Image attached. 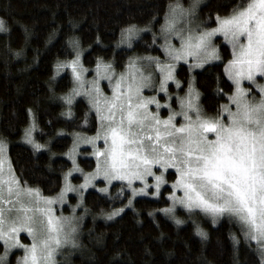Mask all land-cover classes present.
Here are the masks:
<instances>
[{
    "label": "snow or ice",
    "instance_id": "6c2138e0",
    "mask_svg": "<svg viewBox=\"0 0 264 264\" xmlns=\"http://www.w3.org/2000/svg\"><path fill=\"white\" fill-rule=\"evenodd\" d=\"M200 3L201 0H193L185 7L180 0H170L156 31L153 29L157 15L143 27L135 22L122 27L119 45L130 49L142 32H152L148 47L154 48L159 40L158 49L163 55L130 56L119 73L113 60L105 61L100 56L91 68L85 67L80 40L68 38L65 52L71 58L58 59L54 65V76L65 71L71 76L72 87L61 97L69 106L66 115H72L73 100L83 96L96 113L97 130L93 136L77 134L72 148L64 153L72 161V168L63 173L59 192L54 196H46L39 186L33 187L20 179L8 156L9 144L0 137V242L4 246L0 264H4L12 248L23 249L17 264H56L55 255L63 246H76L75 234L83 213L79 217L57 215L54 205L64 203L67 193L87 188L95 177L102 176L105 181V186L98 189L101 193H108L107 185L119 180L126 182L135 196L145 193L146 178L151 176L157 189L151 195L156 196L165 183L163 173L167 169L175 170V180L168 193L171 204L159 209L160 212L177 225L184 223L175 216L177 205L189 214L199 210L210 216L213 224L226 215L240 225L249 247L251 242L256 243V254L260 264H264V84L257 83V75L264 76V0H237L225 14H214L213 27L204 26L212 22V15L196 22ZM24 30L26 39L27 27ZM8 31L5 21L0 19V32ZM221 36L231 49V57L224 63V74L231 81L232 90L217 91L227 96V103L219 105L215 114L206 113L190 78L185 94L176 97L179 111L165 101L169 114L162 117L160 101L155 95H143L142 90L154 88L167 96L169 81L180 84L175 79L179 62L187 64L191 73L210 61H221L220 46L213 40ZM89 71L93 74L91 78L85 76ZM157 75L158 85L154 83ZM104 80L108 82L110 95L101 87ZM244 81L253 87H244ZM151 104L156 105L157 111L150 110ZM27 112L32 119V109ZM177 117H181L179 123ZM35 128L33 121L24 128L22 136L34 154L47 149V144L34 139ZM101 139L103 148L96 144ZM80 143L92 145L95 168L82 173L83 182L74 186L69 176L82 172L76 161ZM154 166H159V175L153 171ZM133 181H141L144 186L136 188ZM132 196L126 206H131ZM123 210L113 209L105 218L111 219ZM21 232L27 233L30 244L21 242L18 235ZM195 232L201 239L207 238L198 224ZM231 238L234 245L239 243L235 234Z\"/></svg>",
    "mask_w": 264,
    "mask_h": 264
},
{
    "label": "trees",
    "instance_id": "16d2710c",
    "mask_svg": "<svg viewBox=\"0 0 264 264\" xmlns=\"http://www.w3.org/2000/svg\"><path fill=\"white\" fill-rule=\"evenodd\" d=\"M190 1L180 0V3ZM169 2L0 0V18L9 29L7 33L0 32V137L8 142V156L22 181L39 186L46 196L55 195L63 173L71 164L64 153L70 147L72 132L91 134L97 128L96 116L88 111L83 99L73 101L71 116L63 111L66 104L61 97L70 87V76L61 72L53 77V72L58 59L71 58L65 52L68 38L80 40L85 66H93L100 56L106 61L113 60L115 69L121 70L132 55L161 51L158 40L154 48L148 47L152 32H142L130 49L118 45L120 29L131 22L143 27L157 15L155 31ZM236 3L237 0H204L197 10L198 18L201 21L212 15V22L204 26H213L214 14L223 15ZM219 46L221 61L206 64L191 75L186 64H180L177 69L181 88L191 78L193 87L200 93V105L208 114H215L219 105L227 103V96L219 95L217 90L222 89L223 93L232 90V83L224 74V63L230 59L231 49L222 41ZM17 52L20 54L16 55ZM172 105L179 111L177 102L173 101ZM29 108L32 119L27 112ZM31 120L36 124L35 140L47 144L46 150L35 154L22 139L23 130ZM77 161L84 170L94 167L91 158ZM166 179H173L170 171ZM170 190L165 184L156 196L138 195L132 199L131 206H126L129 192L122 182H113L108 193L94 188L86 190L83 204L87 216L81 225L78 247L67 264H260L256 243L251 242L249 247L240 225L228 216L213 224L212 218L199 210L189 214L180 207L176 208L175 216L184 223L177 225L170 216L160 212L159 209L169 205L166 193ZM116 208L124 210L106 219L105 214ZM197 224L207 233L206 239L196 234ZM233 234L238 244H233ZM3 252L0 242V254ZM4 264L17 262L9 256Z\"/></svg>",
    "mask_w": 264,
    "mask_h": 264
},
{
    "label": "rangeland",
    "instance_id": "374dc122",
    "mask_svg": "<svg viewBox=\"0 0 264 264\" xmlns=\"http://www.w3.org/2000/svg\"><path fill=\"white\" fill-rule=\"evenodd\" d=\"M204 0H201V3L203 2ZM193 3V0H191L188 4H183L185 7H188L190 4H192ZM200 3V4H201ZM200 6V5H199ZM199 8V7H198ZM198 8H197V10H198ZM1 19V18H0ZM195 20H196V22L198 23L199 21H200V19L198 18V15H196V17H195ZM214 26V25H213ZM213 26H209V27H213ZM205 27H207V26H205ZM156 30H158V29H155V31ZM154 31V30H153ZM213 40H214V44H216V45H220V41H222V42H224L223 41V37L221 36V37H219V39H217V38H213ZM118 41H119V39H118ZM158 42L160 43V41L158 40ZM174 43H177L178 44V41H175L174 40ZM118 44V43H117ZM119 45V44H118ZM126 46V45H125ZM148 55H152V56H157V55H160V56H162L163 55V53L161 52L160 54H148V53H146V54H142V55H132V56H148ZM70 59V58H69ZM106 61V60H105ZM128 61V60H127ZM212 62H215V61H210L209 63H212ZM83 63V62H82ZM127 63V62H126ZM208 63V64H209ZM180 64H185L184 62H179L178 63V66H177V69H178V67H179V65ZM187 65V64H186ZM188 66V65H187ZM205 66V65H204ZM203 66V67H204ZM85 67H87V66H85ZM92 67V66H91ZM91 67H87V68H91ZM199 69H201V68H194L192 71H191V73H189L190 75L195 71V70H199ZM123 70V68L121 69V70H116L117 71V73H119L120 71H122ZM54 71H55V69H54ZM148 71H151V69H148ZM65 72H67L68 74H69V76H70V72H68V71H65ZM61 73V72H60ZM146 74H147V72H146ZM58 75V74H57ZM57 75H55V76H57ZM92 72L91 71H89V72H86L85 73V76L87 77V78H91L92 77ZM259 75V74H258ZM53 77H54V72H53ZM175 79L177 80V81H179L180 82V84H179V86H177V84L174 82V81H169L168 82V95L166 96L163 92H157V91H155V89L153 88V89H143L142 91H143V95H145V96H153V95H155L156 96V98H157V100H159L160 101V104H161V108H160V115L162 116V117H166L168 114H169V108L167 107V106H165V101H167V104H170L171 105V108L173 109V110H175L174 108H173V105H172V101L173 100H175L176 102H177V100H176V97L177 96H181V92H180V90H179V88H181V86H182V83H181V80L178 78V76H177V70H176V72H175ZM70 81H71V76H70ZM154 83L156 84V85H158V83H159V77H158V75L156 76V78H155V81H154ZM189 83V82H188ZM243 83V86L244 87H246V88H252L253 86L250 84V82H247V81H244V82H242ZM257 83H261V84H264V76H262V78H259V76L257 77ZM72 87V82L70 83V87H69V89ZM101 87H102V89L104 90V92H105V94H107V95H110L111 94V92H110V88L108 87V82L106 81V80H104V81H102L101 82ZM183 88H188V85H187V87H183ZM69 89H68V91H69ZM67 91V92H68ZM66 92V93H67ZM254 93H255V95H257L258 96V92H255V90H254ZM183 95V94H182ZM76 99H83L85 102H86V104H87V107H88V111L90 112V113H93L95 116H96V113H95V111L94 110H92L91 108H90V106H89V104H88V102H87V99L85 98V97H83V96H77L73 101H75ZM63 103H65L64 101H62ZM200 103V102H199ZM66 104V103H65ZM224 104H226V103H224ZM70 108H72V106L70 107ZM149 108H150V110L151 111H153V112H155V111H157V108H156V105L155 104H151V105H149ZM65 110H63L64 112H65V114L69 111V106L66 104V108H64ZM72 112V111H71ZM68 116V115H67ZM223 119H225L226 120V115L223 117ZM180 120H181V117H177V120H176V122L177 123H179L180 122ZM97 121V120H96ZM33 121L31 120V123H32ZM35 123V122H34ZM96 130H97V128H96ZM96 130L93 132V133H91V134H86L85 132H75V133H73L72 132V136H71V144H70V147H69V149H71L72 148V146H73V141H74V139H75V137H76V135L77 134H79L81 137H87V136H93V135H95V133H96ZM36 131V128L33 130V137H34V132ZM35 139V138H34ZM96 144H97V147H99V148H103L104 147V144H103V140L101 139V140H98L97 142H96ZM69 149L67 150V152L69 151ZM93 152V147H92V145H90V144H85V143H80L79 144V147L77 148V150H76V161H77V159H79V158H91V159H93L94 160V167L91 169V170H84L81 166H80V164H79V162L77 161V164L79 165V167H80V169H82V172H72L71 173V175L69 176V180H70V182L74 185V186H78V185H80L82 182H83V179H84V176H83V174L82 173H90V172H92L93 171V169L95 168V157L94 156H92L91 155V153ZM68 157V156H67ZM70 167L65 171V172H68V170L69 169H71L72 168V161L70 160ZM153 171L154 172H156L158 175L160 174V172H161V170H160V168H159V166H154L153 167ZM170 171V173H172V175H173V179L172 180H170V181H167V173ZM164 180H165V183H162L161 184V186H160V189H159V191L161 190V188L165 185V184H167V185H169L170 186V188H171V190L170 191H168L166 194H167V197H168V199H169V196H168V193H170L171 191H172V187H171V184H172V181L173 180H175V170L174 169H167V170H164ZM147 179V183H148V188L146 189V191H145V193H138L137 195H135V196H132V193H131V190L127 187V184H126V182H122L123 184H124V187H125V189H127L128 190V192H129V196H132V199L134 198V197H136V196H138V195H150V196H152L151 195V192H154V191H157V189L155 188V187H153V179H152V177L151 176H149V177H147L146 178ZM116 181H119V180H114V181H112L110 184H108L107 185V187H108V189H109V187H110V185L113 183V182H116ZM119 182H121V181H119ZM105 186V181H104V179H103V177L102 176H98V177H95L94 178V180H93V183L91 184V185H89L87 188H81V189H79V192H69V193H67V199H66V201L64 202V203H57V204H55L54 205V209H55V211H56V214L57 215H60V214H63V215H74V216H76V217H79V216H81V214L83 213V218L81 219V220H79L78 221V230H77V233L75 234V238H76V240H77V245L76 246H72V245H65V246H63L57 253H56V255H55V260H56V264H67L68 263V261H69V259H70V255L76 250V248L78 247V243H79V240H80V230H81V225H82V222L84 221V219H85V216H87V211H86V209L84 208V204H83V199H84V194H85V192H86V190H88V189H99V188H101V187H104ZM133 186L134 187H136V188H140V187H143L144 185H143V183L141 182V181H133ZM159 191H158V193H159ZM80 193H82L83 195L81 196L80 195ZM180 193L179 192H177V195H179ZM158 195V194H157ZM54 196V195H53ZM79 201V202H78ZM128 203V202H127ZM169 204H171V200L169 199ZM73 207H75V212H73ZM176 208H180V206L179 205H177L176 206ZM226 216V215H225ZM221 218V217H220ZM220 218H218V220L220 219ZM217 220V221H218ZM19 235V238H20V240H21V242L22 243H24V244H30L31 243V239L28 237V235H27V233L26 232H21V233H19L18 234ZM2 243V245H3V242H1ZM4 247V246H3ZM4 253V252H3ZM2 253V254H3ZM9 256H12V257H15V260H16V262H17V258L18 257H22L23 256V249H19V248H12V249H10L9 251H8V253H7V257H6V259H5V261L7 262V259L9 258Z\"/></svg>",
    "mask_w": 264,
    "mask_h": 264
},
{
    "label": "flooded vegetation",
    "instance_id": "af4514ba",
    "mask_svg": "<svg viewBox=\"0 0 264 264\" xmlns=\"http://www.w3.org/2000/svg\"><path fill=\"white\" fill-rule=\"evenodd\" d=\"M259 76V78H262V76H260V75H257V77ZM184 87H187V86H184ZM179 90H180V92H181V96H182V94L183 93H185L186 92V88H179ZM174 102H176L175 100H173ZM173 101H172V103H173Z\"/></svg>",
    "mask_w": 264,
    "mask_h": 264
}]
</instances>
